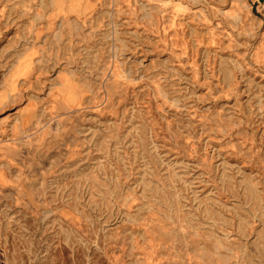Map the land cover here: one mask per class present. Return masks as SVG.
I'll return each mask as SVG.
<instances>
[{"label":"rangeland","instance_id":"rangeland-1","mask_svg":"<svg viewBox=\"0 0 264 264\" xmlns=\"http://www.w3.org/2000/svg\"><path fill=\"white\" fill-rule=\"evenodd\" d=\"M0 264H264V0H0Z\"/></svg>","mask_w":264,"mask_h":264},{"label":"water","instance_id":"water-1","mask_svg":"<svg viewBox=\"0 0 264 264\" xmlns=\"http://www.w3.org/2000/svg\"><path fill=\"white\" fill-rule=\"evenodd\" d=\"M260 2H262L263 0H259Z\"/></svg>","mask_w":264,"mask_h":264}]
</instances>
